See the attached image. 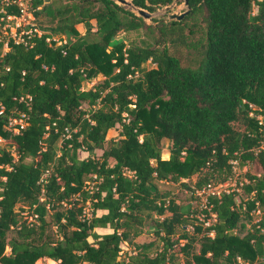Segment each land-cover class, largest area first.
Listing matches in <instances>:
<instances>
[{"label": "trees", "instance_id": "16d2710c", "mask_svg": "<svg viewBox=\"0 0 264 264\" xmlns=\"http://www.w3.org/2000/svg\"><path fill=\"white\" fill-rule=\"evenodd\" d=\"M130 1L154 12L173 0ZM43 2L28 0V11L53 25L25 26L23 41L8 37L4 51L0 42V263L179 264V253L181 264H264V124L255 118L264 116V0H187L180 20L153 25L113 0ZM18 14L0 0V27ZM195 16L202 39L192 68L179 52ZM20 113L25 126L11 133L6 122ZM233 160L261 171L244 173L238 192L207 198V226L156 185L193 196L232 176ZM16 204L38 224L11 229ZM147 219L158 249L131 243L121 257V243L141 235Z\"/></svg>", "mask_w": 264, "mask_h": 264}, {"label": "rangeland", "instance_id": "374dc122", "mask_svg": "<svg viewBox=\"0 0 264 264\" xmlns=\"http://www.w3.org/2000/svg\"><path fill=\"white\" fill-rule=\"evenodd\" d=\"M49 1L52 0H44L43 4L46 5ZM60 1V0H58ZM25 2V1H24ZM97 6V5H96ZM161 10V9H159ZM184 10V7L182 5V0H178L177 3H175L174 5L171 6V8L169 9L170 12H181ZM252 12H255V8H252ZM29 17L27 15H23L22 17H17L18 19H6L5 23L0 27V40L1 38H6L8 37V35H14L15 33L17 35H19L21 33V29H23L25 26L27 25H33V24H39V25H53V22H49L48 19L46 17H44L43 15L34 18L32 16L31 13H29ZM161 16H155L150 20H146L145 23L153 25L155 22L153 20H157V19H161ZM202 25L198 20V17L195 16L194 20L188 19L187 20V26L185 28V32L187 35V43L189 44L186 47H183L182 50L179 52V56H180V61L183 65L188 66V67H195L198 64L199 61V57H200V46L199 43L202 39ZM75 28L77 29V31L79 33H83V27L81 24H77L75 25ZM190 30V31H189ZM151 32H154L151 30ZM140 35L148 40L151 41L152 39V35L150 34H146L145 30L141 29L140 30ZM127 37H132V35H127L124 32H119L118 35L115 37L116 39H123L125 41ZM134 36L136 37V35L134 34ZM55 39L58 38V36H54ZM58 43V41L56 42ZM102 80V76L101 75H97L96 77L92 78L89 81H83L81 84V88L83 90H87L89 88H91L93 85H95L96 83H99ZM264 121H262L263 123ZM116 134H117V130H111L108 131L106 134V139L107 141H109L110 139H114L116 138ZM3 143V142H2ZM59 143V142H58ZM169 142L165 139H162L160 142V145L162 147V156L165 157L166 156V151H167V147H168ZM58 146V144H57ZM261 146H264V140L262 141ZM58 153V152H57ZM82 156L85 155V153L83 152L81 154ZM232 171V178L231 180H235V183H240L243 178H244V173H246L247 171L249 173H253V174H258L261 169L258 166L257 163H247L245 165L242 166H237L234 165L231 169ZM156 185L158 187V189L162 192H170V193H174V195L177 197V201H180L181 203H189L190 207L192 210H194L195 212L192 213V215L190 214V216H193L198 212V201L196 200L195 196H190L189 193L187 192H179L178 189H176V186L172 183L166 182V181H159L156 182ZM22 207H26L24 205L21 204H16L14 207L15 211H19L21 210ZM164 215H169L168 211L164 212ZM257 213L253 214L252 217V221H255L257 219ZM211 221V220H209ZM151 222L147 219L144 223L143 226V233L139 236H133L130 237L129 240H126L125 242L121 243V247H122V251L123 253L121 254V257H123L124 255V250H129L132 249V246L130 245L131 243H147V242H151L153 243L152 246L149 249V253L154 252V250H157L159 247V241H157L154 236L150 233V231L148 230L147 225L150 224ZM203 226H205L203 224ZM185 230L190 233L192 230L191 225H186L185 226ZM181 232L180 228H177L175 231V235H178ZM130 241V242H129ZM181 244V243H180ZM177 262L179 264L182 263V259L180 258V254L178 253L177 256ZM34 264H57V261H46V259L40 258L37 259Z\"/></svg>", "mask_w": 264, "mask_h": 264}, {"label": "built area", "instance_id": "2783aa9c", "mask_svg": "<svg viewBox=\"0 0 264 264\" xmlns=\"http://www.w3.org/2000/svg\"><path fill=\"white\" fill-rule=\"evenodd\" d=\"M7 2L13 3L19 11V14L17 16H13V15H7L5 17V21L6 19H18L17 17H22L23 15H27L29 17V11H28V0H5ZM25 1V2H24ZM4 21V23H5ZM3 23V24H4ZM2 24V25H3ZM1 25V26H2ZM35 30V29H34ZM36 31V30H35ZM30 30L29 29H21V33L19 35H17L16 33L13 35H8V37H11L14 42H21L23 41L22 38V34H27L29 33ZM37 33H40L39 31H36ZM1 38L0 42H1V51L6 50V40L7 38ZM255 118L258 120V122L260 124H264V122L262 123V121H264V116H259L256 115ZM25 119L26 116L23 113H20L18 117H10L8 118L7 122H6V129L8 131H10L11 133H17L19 130L23 129L25 126ZM69 131H65L64 133H62V137L67 139L69 137ZM3 139L0 137V144H2ZM231 164V169L234 165H237V162L235 160L230 161ZM247 164V163H246ZM245 165V164H244ZM125 173V171H124ZM92 179H88L85 181V185H86V189H88L89 191H91V189L93 188V183H94V179L95 176L92 175L91 177ZM232 176H230L229 178H227L226 180L219 182V183H215V184H206L203 185L200 188H195L193 190V195L195 196L196 200L198 201V212L194 215V217L200 221L202 224H204L205 226L209 225L213 220H214V214L210 211V205L207 204V198L209 196H219L221 193H230V192H238L239 191V184L240 183H235V180H231ZM123 209V208H122ZM21 212L18 213V211H16V222L10 226L11 229H16L20 226L21 223H23L26 226H34L38 224V220H37V215L36 213L32 212L31 209H29L27 206L26 207H22L21 210H19ZM83 213L88 216L89 214V209L85 208L83 210ZM254 213L258 214V210H256ZM211 220V221H209ZM208 235H212V232H209ZM5 250H7V247L5 248ZM237 263L239 264H243L239 258H236ZM1 264V263H0Z\"/></svg>", "mask_w": 264, "mask_h": 264}, {"label": "water", "instance_id": "95a60500", "mask_svg": "<svg viewBox=\"0 0 264 264\" xmlns=\"http://www.w3.org/2000/svg\"><path fill=\"white\" fill-rule=\"evenodd\" d=\"M116 4L124 6L125 8L129 9L133 14L139 16L142 20H150L155 16H161L160 21H167V20H180L184 17L190 10V7L187 5V0H182V5L184 10L181 12H170L169 9L172 5L177 3L178 0H173L170 4L161 8V10L157 9L154 12H148L142 8L134 6L130 0H113Z\"/></svg>", "mask_w": 264, "mask_h": 264}, {"label": "crops", "instance_id": "0c3cea01", "mask_svg": "<svg viewBox=\"0 0 264 264\" xmlns=\"http://www.w3.org/2000/svg\"><path fill=\"white\" fill-rule=\"evenodd\" d=\"M130 242V241H129ZM43 259H46V261H49V260H51V259H48V258H43ZM52 261V260H51Z\"/></svg>", "mask_w": 264, "mask_h": 264}]
</instances>
